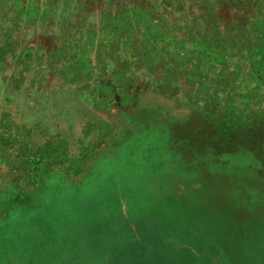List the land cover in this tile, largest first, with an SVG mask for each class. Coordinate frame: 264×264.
Wrapping results in <instances>:
<instances>
[{
	"label": "rangeland",
	"instance_id": "obj_1",
	"mask_svg": "<svg viewBox=\"0 0 264 264\" xmlns=\"http://www.w3.org/2000/svg\"><path fill=\"white\" fill-rule=\"evenodd\" d=\"M22 2L11 16L51 21L33 39L40 54L65 49L59 20L99 34L72 74L40 73L72 95L11 108L9 133L26 146L0 167V264L112 263L107 249L127 231L165 262L188 264L189 247L205 253L196 264H264V0H0V11ZM119 2L133 6L132 44L106 67L100 35Z\"/></svg>",
	"mask_w": 264,
	"mask_h": 264
},
{
	"label": "trees",
	"instance_id": "obj_2",
	"mask_svg": "<svg viewBox=\"0 0 264 264\" xmlns=\"http://www.w3.org/2000/svg\"><path fill=\"white\" fill-rule=\"evenodd\" d=\"M33 1L35 4L42 2V0ZM88 1L92 4H96L95 2H92V0H71L72 4L80 2L86 6L90 5L89 3H86ZM45 2V7L47 9L48 7L54 8L53 2L48 3L47 0H45ZM21 5L22 7H9V11H0V167L7 165L11 160L12 148L20 149L23 146H26L22 131L16 132L13 135H10L9 133L11 108L15 106V108L21 113H36L34 111V109H36L34 106L28 105L27 108H25L23 102H33V98H37L38 102L36 103H39L40 100H44V105L48 104L51 105L52 108H56L58 100L65 99L68 95H72L69 88L64 87L63 81L62 84L60 83L57 85L45 83L43 79L39 78V76H42L40 73H42V70H45V76L47 78L52 76H60L61 78H64L65 73L67 74V72L72 74V69L77 63L76 61L79 58L85 60L82 52L87 51L88 45L92 43V41H89L91 37L88 36V34H99L96 30L94 31L92 29V31H90L86 20H77L80 25L82 24L80 27L73 25V21L67 20L68 18L65 20H59V22L54 25L57 26L60 23L61 27L59 29H57L58 27L55 28L53 24L52 26L54 30H58L55 31L56 34L63 36L65 49L59 53L60 56L55 54V50L52 47L46 49L48 52L40 54V52L36 51L37 44L34 43L33 39L37 40V36L40 37L41 35L40 28L44 29L47 23L51 24V21L45 19L44 22L40 24L39 20L34 19L27 23L23 21L24 19L11 16V10L17 11L20 15L22 14L26 4L24 5V2H22ZM59 5L62 6L63 4L59 3ZM116 7H118L116 10H119L120 17L113 21L110 20L106 24V29L102 32V35H100L101 37H106L105 39L103 38L102 41L106 42V49H108L107 51L109 52V56L103 55V57H105L103 58L104 66L106 67H109L113 63L114 58L118 56V53L121 47L124 46L123 44L125 42L132 44L131 40L128 38L131 33V28L128 27L129 19L127 16L131 13L133 6L129 7L124 2H119ZM159 7L167 10V7L164 5ZM236 9V7L232 8L234 11ZM40 10L42 12L45 11L44 8L41 9L34 7V11ZM227 10L229 9L222 6L218 12L221 13V16L217 17L218 20L223 21L225 25L232 22L230 19V11L228 12ZM237 22L239 23V21ZM26 24H28V26L33 25L34 27L38 24L39 29H35L34 32L29 33L30 36L33 37L30 40L26 41L20 39V43L14 44V39L12 40V38H14V35L20 36L21 31ZM239 27V24L234 25L235 31H237ZM22 36L24 37V34ZM117 44H120L121 47H118ZM28 45H31L32 47L30 48V53H28ZM114 47H116V49H113ZM97 52L98 50L94 52V58L97 55ZM113 53L116 54L114 55V58L112 56ZM38 60H42L43 65L40 72L36 70V63ZM132 67L133 62H128V68L124 73H131ZM39 80L42 81L38 82ZM84 89L83 86H77L76 92L80 94ZM30 96L31 98H29ZM20 129L23 130L24 127L20 126ZM23 151H25V149L21 152ZM37 160L38 158L34 162H37Z\"/></svg>",
	"mask_w": 264,
	"mask_h": 264
},
{
	"label": "crops",
	"instance_id": "obj_3",
	"mask_svg": "<svg viewBox=\"0 0 264 264\" xmlns=\"http://www.w3.org/2000/svg\"><path fill=\"white\" fill-rule=\"evenodd\" d=\"M130 232L131 231H127L116 236L119 238L118 242H116L115 239V244L110 249H107L108 253L112 252V254L114 255L113 261L111 263V260H108L106 262L107 264H184L181 261L183 259L182 256L179 258L176 255L172 256L168 259L167 262H165L166 259L164 257L160 256L159 258L158 254H156L155 252L147 251L137 239L130 235ZM185 248L186 250L188 249L187 253H185L187 261L191 260L189 263L194 264L196 261L195 258L201 259V254H205L204 252L200 251L196 252L193 248ZM42 258H44V256L42 254H38V261L43 262L44 264L45 259ZM211 258L216 260V255ZM211 258L209 259L210 261L212 260ZM204 263H207V259L206 261H204Z\"/></svg>",
	"mask_w": 264,
	"mask_h": 264
}]
</instances>
